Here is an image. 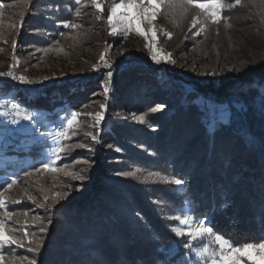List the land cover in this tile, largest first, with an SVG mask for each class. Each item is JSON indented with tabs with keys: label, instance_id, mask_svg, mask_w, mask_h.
Returning a JSON list of instances; mask_svg holds the SVG:
<instances>
[{
	"label": "rangeland",
	"instance_id": "obj_1",
	"mask_svg": "<svg viewBox=\"0 0 264 264\" xmlns=\"http://www.w3.org/2000/svg\"><path fill=\"white\" fill-rule=\"evenodd\" d=\"M119 2L102 0L103 12L100 13L90 0H80V3L77 0H0L3 5L0 8V73L14 70L19 76L27 78V81L14 82L9 75H0V108L3 105L10 109L11 117L7 121H17L12 123L18 126L19 133V136L11 135L6 128L0 131V200L3 201L0 221L4 222L7 234L19 241L17 244L0 245V256L3 257L0 264H30L32 260L41 264L40 255L55 236L61 238L63 248L79 240L74 238L77 232L80 233V242L87 240L82 235L85 232L81 226L87 227L88 224L80 221L78 231L76 226H70L71 219L60 217V214L73 211L74 207L69 203L87 195L94 183L98 195L107 194L104 195L106 200L91 207L90 200L97 196L92 197L85 203L84 209L78 213L74 211L79 219L80 214L85 215L82 221H91L94 225L95 221L87 215L90 217V212L105 209L118 213L119 217H126L130 222L138 220L143 224L135 222L137 225L149 229L150 226L145 224L146 220L136 209V203L127 208L126 200L121 203L116 198L131 199L127 189H137L140 184L147 183L174 187L178 197H182L184 184L171 183L178 178L168 172L167 167L143 166L135 160H128V155L133 152L153 158L158 155L151 149L149 140L129 138L130 134L124 132L131 129L147 134L157 133L162 126L159 117H166L172 111H165L169 105L166 97L172 98L174 109L177 106L189 110L197 107L201 112V122L211 132L219 124H231L241 104H245L242 98L220 101L214 96L203 95L193 85L197 82L219 87L224 79L223 68L233 59H243L249 49L257 48L255 42L243 39L242 33L229 26L223 16L228 8L220 13V22L213 23L199 9L189 7L185 11L183 0H174L175 7H169V0H163L152 24L141 23L145 35L137 33L135 22L130 28L122 22H115L117 31L111 34L108 15L111 6ZM194 16H198L199 21L195 27L192 26ZM66 24L77 27H66ZM152 29L155 30V39ZM166 33H171V38ZM150 47L161 58L160 63L152 60ZM102 54L110 68L101 61ZM169 54L174 63L164 59ZM136 58L148 60L157 73L134 72L130 75L143 77L140 81L136 78L133 82L138 83L135 84L122 80L123 84L118 77L115 80L114 66ZM109 71L112 77L105 92ZM263 79L264 75L253 73L233 91L257 90L256 104L261 107L264 91L250 87L248 82ZM5 80H11L14 87L4 89ZM80 81L83 83L78 84ZM24 91L35 92L25 98L21 96ZM162 93L166 94L164 106L159 105L163 97H157ZM73 94L78 96L72 97ZM46 95L50 96L46 103L35 101L40 97L46 98ZM153 98L156 99L152 101ZM155 103L156 106L148 107ZM13 104L19 105V109H14ZM101 105L105 107L102 109ZM17 111L30 115L32 119H23ZM72 112L78 115L69 127L67 120ZM97 113L103 115L99 125L96 124ZM4 117L0 115L1 126ZM163 118L161 121L164 122L166 118ZM38 124L46 132H51L53 126H62L67 136L55 140L48 133L41 139H34ZM112 131L116 139L108 136ZM135 132L134 135H137ZM88 133L97 139L92 140ZM81 144L85 147H78ZM59 146L67 150L55 154L54 149ZM44 164H49L56 171L44 169ZM126 172H136V175H123ZM67 173H79L85 179L77 180ZM150 173L153 175L150 176ZM13 180L15 184H12ZM258 183L264 188L263 178ZM57 193L61 196L57 197ZM146 200L151 206H157L160 218L164 223L169 222L174 234V228L189 227L175 219L185 215L191 217L192 226L203 221L211 227V217L197 215L192 201L187 200L182 207L174 209L160 198L155 200L147 195ZM118 203L120 206L117 208ZM42 228L46 231H41ZM58 229L63 230L62 236ZM213 232L218 234L214 229ZM178 237L187 238L188 243L191 241L197 249L203 245L218 248L212 236L194 241L186 235ZM37 246L38 251H29ZM185 248L187 252L184 256L176 257V252H170L166 264H204L191 249ZM242 256L241 264H264L256 250H248ZM248 256L252 260H248ZM56 264L64 263L59 261Z\"/></svg>",
	"mask_w": 264,
	"mask_h": 264
},
{
	"label": "trees",
	"instance_id": "obj_2",
	"mask_svg": "<svg viewBox=\"0 0 264 264\" xmlns=\"http://www.w3.org/2000/svg\"><path fill=\"white\" fill-rule=\"evenodd\" d=\"M225 3L234 4L235 0H225ZM223 16L230 27L242 33L243 39L255 42L257 48L249 49L243 59H233L223 68L224 79L219 87L197 82L193 85L199 93L214 96L220 101L232 98L245 100L231 124H219L211 132L201 122V112L197 107L189 110L177 106L174 109L172 98L162 93L157 96L163 97L159 105H165L166 97L169 108L165 111H172L166 117H159L161 129L154 134L131 129L124 132L130 134L129 138L142 137L149 140L151 149L158 155L153 158L133 152L128 155V160H135L143 166L167 167L170 170L168 172L183 181V196L178 197L174 187L140 184L137 189H127L131 199L120 196L116 199L119 202L126 200L129 205L127 208L136 203V209L146 220L145 224L150 226L149 229L137 225L135 222L138 220L130 222L126 217H119L118 213L113 214L105 209L90 212V217L87 215V218L95 221L93 225L91 221L83 222L86 216L80 214L79 219L74 211L78 213L84 209L85 203L92 197L97 196L90 200L91 207L96 202L100 205L106 200L104 195L107 194L104 192L102 196L98 195L94 183L87 195L69 203L74 207L73 211L60 214V217L71 219L70 226H76L77 230L80 221L88 224L87 227L81 226L85 232L82 235L87 240L80 242V233L77 232L74 238L79 240L63 248L61 238L55 236L41 253V264H56L59 261L64 264H166L168 254L172 251L176 252V257L184 256L187 252V238H179L170 230L169 222L164 223L160 218L157 206H151L146 200L147 195L155 200L160 198L166 201L174 209L182 207L187 200L192 201L195 213L211 217L214 231L223 235L234 247L264 239V188L258 183L260 178L264 179V103L261 107L256 104L257 90L233 91L253 73L264 75V0H240L235 7L224 10ZM113 69L115 80L118 77V80H130L134 84L138 83L133 82L136 78L139 81L143 78L130 75L134 72L157 73L148 60L140 58L120 62ZM4 83V89H11L15 85L11 80H5ZM32 94L24 91L21 96L26 98ZM77 96L73 94L72 97ZM45 97L35 101L46 103L50 96ZM163 117L166 118L164 122L161 121ZM108 136L117 138L114 131ZM96 177H99L98 174ZM119 206L118 203L117 208ZM62 229H58L61 236Z\"/></svg>",
	"mask_w": 264,
	"mask_h": 264
},
{
	"label": "snow or ice",
	"instance_id": "obj_3",
	"mask_svg": "<svg viewBox=\"0 0 264 264\" xmlns=\"http://www.w3.org/2000/svg\"><path fill=\"white\" fill-rule=\"evenodd\" d=\"M163 0H120L119 3H114L109 11L108 15V23L111 27V34H115L117 31V28L115 27V22H122L126 25V28H130L132 24L135 22V30L138 34L145 35V33L141 29V23L146 22L149 25L152 24V21L156 19V15L160 10L161 4ZM77 3H80V0H77ZM90 3L93 7L97 9L98 12H103V6H102V0H90ZM240 3V0H235L234 4H226L225 0H183V6H185V11L187 8H196L200 10V13L203 15L209 17L213 23H219L221 16L220 13L226 9L235 7ZM174 0H169V7H175ZM3 5L0 4V8H2ZM77 15H79V12H77ZM199 15V13H198ZM198 16H194L192 20V26L195 27L198 24ZM66 27H77V25H65ZM230 26V25H229ZM169 38H171V33H166ZM152 35L153 39H155V30L152 29ZM147 38V37H146ZM146 47H149V45L146 44ZM150 54L153 61L160 63L161 58L158 56L156 51H153L150 47ZM101 61L104 62L105 67H111V65L105 60L104 55L102 54L100 57ZM167 62L174 61L171 60L170 54L164 58ZM95 67V65H94ZM0 75H9L12 76L13 73L9 72L7 74L0 73ZM108 80L105 84V92L108 91V84L111 82L112 72L109 71L107 73ZM14 79H19L21 81H27V78L24 76L15 77ZM12 107L14 109H19V105L13 104ZM105 105H101V108L103 109ZM153 111H156V109H152ZM0 115H6V113H0ZM17 115H22V118L25 120H31L32 117L27 114H21L19 111H17ZM76 112L71 113V118L67 120V124L69 127H71L77 117ZM103 119L102 113L96 114V124L99 125L101 120ZM142 119V118H141ZM13 123H17V121H12ZM60 136L66 137L67 133L64 131H61L59 133ZM92 137V140H96L97 137L95 135H92L91 133H88ZM78 147H85V145L81 144L78 145ZM67 149L64 146H59L54 149V153H62L65 152ZM86 163V162H85ZM44 169L56 171V169L51 168L49 164L43 165ZM139 171V169H137ZM68 175H72L74 179L83 181L85 179V176L79 174V173H67ZM123 175L126 176H135L136 172H126L123 173ZM150 176L153 174H149ZM155 175L159 176V173H156ZM162 179L167 180L166 177H161ZM171 183H174L176 185H180L183 183L180 179H173L170 181ZM16 181L13 180L12 184H15ZM12 185L10 184L9 187ZM57 197H60L61 194L57 193ZM67 195V194H65ZM47 199V198H46ZM3 205V201L0 200V206ZM7 215L11 216V213H8ZM175 219L179 220L182 225H188L189 227L187 229H183L180 227L174 228L173 231L177 236H189L191 237V240H201L204 237L212 236L214 243L218 245L217 249H211L209 245H203L201 248L197 249L194 248L191 241L185 245V247L191 249V251L195 254V256L198 259H202L204 261V264H241V259L243 258L242 254L246 253L248 250H256L261 258V260H264V240L260 241L259 243H250L245 244L241 247H234L230 241L226 240L223 236L214 234L213 229L211 227L206 226L203 221L197 223L195 226H192L190 224L191 217L185 215L183 218L176 217ZM41 231H46V229H41ZM27 235V233H25ZM19 241H17L12 235L7 234L6 229L4 227V222L0 221V245L4 244H17ZM31 243V241H29ZM22 246V245H21ZM39 247L36 248H30L29 251H38ZM248 260H252L251 256L247 257ZM3 260V257L0 256V261ZM30 264H36L35 260H32ZM254 264H257V262H254Z\"/></svg>",
	"mask_w": 264,
	"mask_h": 264
},
{
	"label": "built area",
	"instance_id": "obj_4",
	"mask_svg": "<svg viewBox=\"0 0 264 264\" xmlns=\"http://www.w3.org/2000/svg\"><path fill=\"white\" fill-rule=\"evenodd\" d=\"M13 73L12 76H9V78L12 81H18L19 79H14L13 76L15 77H20L16 72H14V70L11 71ZM10 109H8L6 106H1L0 108V113H6V115H4L5 117L2 119L3 122V126L0 125V131H3L5 128L9 131V134L11 135H18V126L14 125L11 121H7V119H10L11 114H10ZM33 128V127H32ZM35 129V126H34ZM34 139H41L42 137L46 136V134H51L53 136V138L55 140L57 139H61L62 136L59 135V133L61 131L65 132V129L62 128V126H53V129L51 130V132H46L45 129L38 124V126H36V129L34 130Z\"/></svg>",
	"mask_w": 264,
	"mask_h": 264
},
{
	"label": "bare ground",
	"instance_id": "obj_5",
	"mask_svg": "<svg viewBox=\"0 0 264 264\" xmlns=\"http://www.w3.org/2000/svg\"><path fill=\"white\" fill-rule=\"evenodd\" d=\"M248 84H249L250 87L260 88L261 90L264 91V79L263 80H260V81L250 80L248 82Z\"/></svg>",
	"mask_w": 264,
	"mask_h": 264
}]
</instances>
